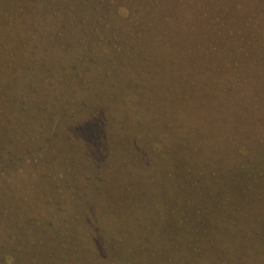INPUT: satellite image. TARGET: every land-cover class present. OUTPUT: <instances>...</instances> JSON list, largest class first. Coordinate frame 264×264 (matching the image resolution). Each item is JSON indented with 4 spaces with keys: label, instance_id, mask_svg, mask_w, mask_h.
Wrapping results in <instances>:
<instances>
[{
    "label": "rangeland",
    "instance_id": "374dc122",
    "mask_svg": "<svg viewBox=\"0 0 264 264\" xmlns=\"http://www.w3.org/2000/svg\"><path fill=\"white\" fill-rule=\"evenodd\" d=\"M99 1L0 0V264H264L225 133L264 0H135L129 31Z\"/></svg>",
    "mask_w": 264,
    "mask_h": 264
},
{
    "label": "trees",
    "instance_id": "16d2710c",
    "mask_svg": "<svg viewBox=\"0 0 264 264\" xmlns=\"http://www.w3.org/2000/svg\"><path fill=\"white\" fill-rule=\"evenodd\" d=\"M139 1L141 0H138V2ZM134 2L135 0L99 1V4L101 5V7H103V16L106 19L107 26L110 25L112 20H115L119 23H130L131 25L128 26V31L130 27L132 29V22L140 16L138 10L134 8ZM153 4L154 0L151 2V5ZM145 7L148 8V4H145ZM100 19L101 16H98L97 21H99ZM124 29L125 28L122 29V33ZM118 33H120V31H118ZM139 34L140 33H138V35ZM128 35H130V33ZM131 35H134V32H131ZM98 37L103 38L102 34H98ZM113 46H116V43H113ZM258 57L259 58L256 61H254L252 58L247 59V61L251 62V64H262L264 62V49L260 50ZM232 67L237 73L238 71L240 72L241 69H244L242 64L237 60H233ZM258 69L260 71L253 70L252 72V75L255 76L253 77L251 84H249V79H247V77L245 76L248 75L247 73L244 76L243 74H238L239 81H237V87H230L231 94L234 97V100L236 99V103L240 108H238L237 113L241 114L237 117H234V114L236 113H232L230 115L231 118L227 123L228 127L226 128L225 132L229 135V137H234L232 141L234 142L233 152L236 151V153L238 154L237 158L234 160V164L237 166V169H241L242 167L245 168L244 177L245 179H247L246 181H248L249 185L250 183H252V181H256L260 178L264 179V75L262 76L260 74L264 70V67L262 70L259 67ZM237 73L232 71L230 75L231 77L237 76ZM78 76H80V74H78ZM199 87L201 91L205 93V96L208 97V90L210 88L206 86ZM221 92L224 93L225 90L223 89ZM221 92H216L217 95L213 97L219 99L224 98L223 96H220ZM215 105L219 106V102L217 100L215 101ZM252 114H254V117L252 116ZM248 142H254L256 145H258V155L250 152V144H248ZM238 159H240L241 163H243L244 166L242 165L239 167V165L241 164ZM217 220L223 223L225 219L217 218ZM215 231L217 232V230Z\"/></svg>",
    "mask_w": 264,
    "mask_h": 264
}]
</instances>
